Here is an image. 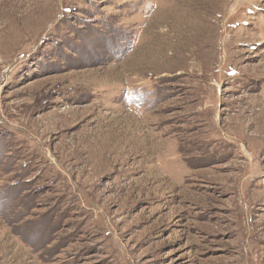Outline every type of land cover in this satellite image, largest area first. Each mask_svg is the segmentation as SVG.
<instances>
[{"label": "rangeland", "instance_id": "374dc122", "mask_svg": "<svg viewBox=\"0 0 264 264\" xmlns=\"http://www.w3.org/2000/svg\"><path fill=\"white\" fill-rule=\"evenodd\" d=\"M0 264H264V0H0Z\"/></svg>", "mask_w": 264, "mask_h": 264}]
</instances>
